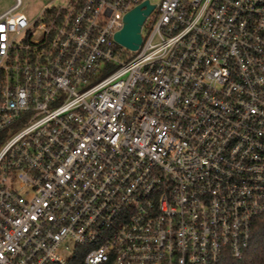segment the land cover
<instances>
[{
  "label": "built area",
  "instance_id": "1",
  "mask_svg": "<svg viewBox=\"0 0 264 264\" xmlns=\"http://www.w3.org/2000/svg\"><path fill=\"white\" fill-rule=\"evenodd\" d=\"M0 13V264H215L264 214V0Z\"/></svg>",
  "mask_w": 264,
  "mask_h": 264
},
{
  "label": "water",
  "instance_id": "2",
  "mask_svg": "<svg viewBox=\"0 0 264 264\" xmlns=\"http://www.w3.org/2000/svg\"><path fill=\"white\" fill-rule=\"evenodd\" d=\"M154 8L155 5L145 0L128 11L124 17V26L115 34V40L129 49L137 50L142 43V25Z\"/></svg>",
  "mask_w": 264,
  "mask_h": 264
},
{
  "label": "trees",
  "instance_id": "3",
  "mask_svg": "<svg viewBox=\"0 0 264 264\" xmlns=\"http://www.w3.org/2000/svg\"><path fill=\"white\" fill-rule=\"evenodd\" d=\"M215 264H264V214L255 219L251 242L243 255L234 258L227 252Z\"/></svg>",
  "mask_w": 264,
  "mask_h": 264
},
{
  "label": "rangeland",
  "instance_id": "4",
  "mask_svg": "<svg viewBox=\"0 0 264 264\" xmlns=\"http://www.w3.org/2000/svg\"><path fill=\"white\" fill-rule=\"evenodd\" d=\"M67 0H25L24 11L31 18L36 17L42 10L43 6L47 4L59 5L65 4ZM157 2V0H153ZM13 3V0H0V13L8 8Z\"/></svg>",
  "mask_w": 264,
  "mask_h": 264
}]
</instances>
